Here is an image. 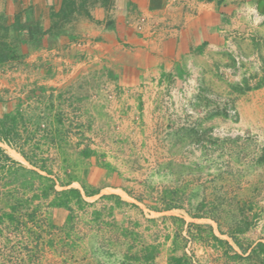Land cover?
Listing matches in <instances>:
<instances>
[{"label":"crops","instance_id":"1","mask_svg":"<svg viewBox=\"0 0 264 264\" xmlns=\"http://www.w3.org/2000/svg\"><path fill=\"white\" fill-rule=\"evenodd\" d=\"M0 34L11 45L0 62V264L114 252L130 210L113 227L69 229L56 191L88 201L123 188L114 141L137 139L131 126L186 78L264 71V0H0Z\"/></svg>","mask_w":264,"mask_h":264},{"label":"rangeland","instance_id":"2","mask_svg":"<svg viewBox=\"0 0 264 264\" xmlns=\"http://www.w3.org/2000/svg\"><path fill=\"white\" fill-rule=\"evenodd\" d=\"M215 72L161 93L138 138L114 141L123 188L71 206L69 229L131 212L119 248L92 264H264V71Z\"/></svg>","mask_w":264,"mask_h":264},{"label":"trees","instance_id":"3","mask_svg":"<svg viewBox=\"0 0 264 264\" xmlns=\"http://www.w3.org/2000/svg\"><path fill=\"white\" fill-rule=\"evenodd\" d=\"M203 1H211V0H203ZM32 26L29 25V27L26 30L27 34H32V32L30 33V31L32 30L31 28ZM30 28V30H29ZM24 30V31H25ZM34 33V32H33ZM9 50H11V45H9L7 42L2 41L0 42V62H4L8 56V52ZM264 85V80L263 82H261L257 88H260L261 86ZM88 150V149H87ZM89 154V152H88ZM53 186L49 185L43 192V197L47 198L49 197V195H51V193L53 192ZM87 203V201L83 200L81 194L79 192H77L74 189L68 190V191H62V192H57L56 191V198L55 201L53 202V205L55 207H63L66 209L71 210V206L73 204H75L76 206H83ZM36 217V214L33 213L29 216V220L30 222L33 221V219ZM30 264H32V261L29 262ZM177 263H179V261H177Z\"/></svg>","mask_w":264,"mask_h":264},{"label":"built area","instance_id":"4","mask_svg":"<svg viewBox=\"0 0 264 264\" xmlns=\"http://www.w3.org/2000/svg\"><path fill=\"white\" fill-rule=\"evenodd\" d=\"M235 61H236V66L240 67L243 59H242V57H237ZM188 83L191 84L192 82L188 80Z\"/></svg>","mask_w":264,"mask_h":264}]
</instances>
